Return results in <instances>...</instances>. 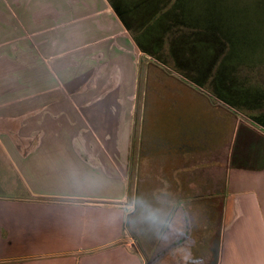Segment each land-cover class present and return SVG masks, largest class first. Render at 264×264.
I'll return each instance as SVG.
<instances>
[{"label":"crops","instance_id":"1","mask_svg":"<svg viewBox=\"0 0 264 264\" xmlns=\"http://www.w3.org/2000/svg\"><path fill=\"white\" fill-rule=\"evenodd\" d=\"M111 10L107 0H0V62L6 57L35 65L43 55L55 58L61 37L72 30L82 32L78 23L82 17L100 14L94 22L102 27L101 15ZM13 72L10 76L25 75L32 86L0 87V95L7 91L36 96L18 103L0 102V121L22 122L12 133L19 144L4 129L7 122H0V137L11 149L4 158L27 196L15 205L0 201V264H150L155 239L162 248L173 250L159 254L160 260L153 264H198L197 239H205L208 233L191 237L187 203L177 196L161 199L157 213L147 204L145 211L150 214L145 213L142 232L135 233L127 224L132 211L125 201L128 186L123 179L130 169L131 137L121 147L118 132L119 121L129 117L130 102L121 103L118 88L103 92L81 87L77 94L83 96L55 102L56 95L73 93L42 86L50 78L39 70ZM222 148L223 155L212 157L210 166L223 168L228 152ZM144 159H151L154 168L160 166L167 189H174L175 195L183 186L180 175L193 170L178 169L187 161L183 155L174 164L167 155ZM168 172L175 176L172 180ZM254 173L252 180L232 178L229 169L225 175L218 264H264V168ZM215 179L209 177L207 183ZM159 186L163 189L162 183ZM144 189L157 190L149 182ZM136 234L142 235L143 252L134 248Z\"/></svg>","mask_w":264,"mask_h":264},{"label":"rangeland","instance_id":"2","mask_svg":"<svg viewBox=\"0 0 264 264\" xmlns=\"http://www.w3.org/2000/svg\"><path fill=\"white\" fill-rule=\"evenodd\" d=\"M237 2L238 7L240 9L244 8L249 17H251V15L256 16V26L259 30L258 46L263 53L260 56H254L252 58L240 56L239 62H236L235 59L231 57L230 50L225 62H221L224 57L221 56L223 52L218 54L217 57H221L218 61H215V54L211 52L209 55V51L203 45V41L209 40L210 38L213 39L215 35L214 31H212L211 34H200L198 37L200 41L193 45L192 53L188 55L190 68L197 70L194 72L191 70L186 71L191 77L194 76L193 73L199 78L205 77V81H202L199 86L187 81L184 78L185 74L174 68L170 60L169 64L171 65L167 67L168 70L163 69L161 71L162 74L160 71L150 70V68L148 71H145L144 61L140 60V53L135 43L125 31L121 22L115 18L116 16L114 17L111 10L109 13L105 11L103 15H101L103 16L102 27L94 22L97 19L96 17H100V14H89L88 17H82V20H80L81 22H78L82 26L81 33L77 34L75 30H72L66 34L65 38L63 37L62 39L61 37L60 41L57 39L59 43H57L55 48L57 51L55 58L48 60V58L43 55L41 62L34 65L29 62L15 63L4 57L0 62V75H5V77L0 78V87H31V83L26 81L28 79L25 80V75L12 77L10 74H14L13 71L17 70L26 71L36 69L40 71L38 72L41 73L40 75L50 78L46 84H40V86H54L57 89L68 88L71 90L70 92L73 93H65V95L57 93L58 95H56L55 102H70L73 98L75 99L83 96L77 94L81 91V87L101 88L100 90L103 92L117 90L118 88L121 103L123 100L127 99L128 102H130V107H128L129 111H127V113H129L127 121L125 122L122 119L119 121V142L121 147L125 146L126 140L129 141L130 137H132L133 156L137 154L138 151H136V149L140 142L139 133L142 126V118L140 116H142V103L145 99L143 92H147L145 87L149 86V84H152L151 88L165 86V88L168 89H165L164 92L173 93L172 95L175 96V98L177 97L178 100L173 102L172 106H175V109L170 111L165 110L169 107L168 103L156 106L155 113L160 112V122H174L175 130L181 129L182 131H186L185 127H187V124L191 121L195 124V128L193 129L197 130L199 134L208 135H211L212 132L217 135L218 132L214 131V129L218 127L221 132L220 138L222 137L223 147L228 152L227 161L223 166L221 185L225 182V175L228 169L232 178L234 176H243L247 180H252L255 175V170L264 168V103L260 105L262 109L255 107L246 110L240 106H235V108L228 107L229 109L226 110L223 107V103L219 101L221 103L220 105L219 102H216L217 100L214 92V89L218 88L216 82L220 78V75L224 76L225 74L231 77L230 82L234 87L231 90L236 91L239 102L243 101L242 96L244 94V89L238 86V82L233 81L232 76H234V79H236V77L238 78L239 82L242 83L241 86L250 88L246 95L249 99H252V102H255L254 99L259 91L264 92V0H237ZM91 18H93V20ZM74 22L77 21H73V23ZM60 34H57V38H60ZM243 47H251V44ZM224 53H226V49ZM260 53L261 52H259V54ZM240 62L245 63V65H241L242 63L240 64ZM251 62H254V64L249 66ZM16 93L12 95L10 92H4L0 95V102L18 103L36 96L31 92L28 94ZM149 95H151V93ZM173 119L174 121H172ZM0 122L8 123L4 126V129L11 132L10 138L12 137L14 143L19 144L16 136H12V133H17V126L21 121L2 120ZM166 124L167 122L160 127L162 132ZM208 138L211 139V137ZM212 140V145L214 147L216 146L219 151L218 154L213 157L215 160L223 155V148L222 143L219 144L221 147L219 148V146L216 145L217 142L214 139ZM9 150L11 149L5 145L3 139L0 137V201L15 205L20 201V198L27 196L20 188L15 170L10 162L4 158L5 152ZM211 160L214 161L212 158ZM132 161H134V156L132 157ZM138 161L137 170L133 169V163H131L130 169L125 172L123 179L128 186L125 201L127 206H129V210L132 211L130 218L136 217V201L138 204L141 201L143 189L147 182L154 183L157 189L150 194L152 197V210L156 213L160 208L158 202L161 199L172 197L176 193L174 189H167L166 185H169V183L166 184L160 166L154 168L151 159H148V161L140 159ZM166 175L170 180L175 177L174 175H170L169 172L166 173ZM160 183L163 184V189H160ZM246 183H248V181H246ZM172 187L174 188V185H172ZM223 189L222 185V190ZM137 190V195L139 197L136 196ZM223 200L224 198L222 201ZM147 202L148 200L146 203ZM145 213L146 216L150 214V212L143 210L144 216ZM136 218L141 222V225H143L144 219L142 216L138 215ZM128 220L127 223L130 225ZM131 227L136 233L138 230L141 231L143 226H138L140 227L139 229L133 224ZM136 235L140 239L135 242L134 248L137 252H143L144 244L142 235ZM173 237L174 236L165 238V240L169 242ZM199 241L201 246L204 240L203 238H199ZM171 250H173L172 246L162 248L155 239L154 252H151L148 256V263H158L160 257L169 254ZM159 254L161 256H159ZM200 256L202 257V254H200ZM206 260L208 262V259L204 256V259H200L198 264H206Z\"/></svg>","mask_w":264,"mask_h":264},{"label":"trees","instance_id":"3","mask_svg":"<svg viewBox=\"0 0 264 264\" xmlns=\"http://www.w3.org/2000/svg\"><path fill=\"white\" fill-rule=\"evenodd\" d=\"M107 1L135 43L140 53V60L144 61L145 71L150 68V70L160 71L162 74L161 71L163 69L168 70L167 67L171 65L169 64L170 60L174 68L185 74L184 78L187 81L196 86L201 85L202 81H205V77L199 78L194 73V76L191 77L186 73L188 70L192 72L197 70L190 68L188 55L192 53L193 45L200 41L198 39L199 35L211 34L212 31L215 33L213 39L208 38L209 40L203 41V45L209 51V55L211 52L215 54V61L224 56L221 62H225L230 50L231 57L236 62H239L240 56L252 58L263 53L258 46L259 30L256 26L257 18L255 15L249 17L244 8L240 9L237 0ZM250 44L251 47H243ZM225 49L226 53H224ZM220 52H223L222 55L217 57ZM259 52L261 53L259 54ZM240 64L245 65L243 62H240ZM252 64L254 62L249 63V66ZM232 78L234 82H238L239 87L244 89L243 101H238L239 98H237L236 91L231 90L234 88L230 82L231 77L225 74L224 76L220 75L216 82L218 86V88L214 89L216 102L220 101L223 103L224 106H222L226 110L235 108V106H240L246 110L255 107L261 108L260 105L264 103V92L259 91L254 99L255 102H252V99H249L246 95L250 88L241 86L242 83L239 82L237 77L234 79V76H232ZM151 87L152 84H149V86L145 87L147 92H143L145 99L142 103V116H140L142 118V126L139 133L140 142L136 149L138 152L133 155L134 161H132L133 138L131 137L128 149L129 155L127 157L128 163L129 165L133 163V166H136L137 162H139L138 160L151 156L160 160V156L167 155L169 161L173 164L177 158H181V155L187 158V161L182 165L183 168L178 169L193 170L190 173L180 175L183 186L178 194H174V196L187 203L185 210L191 221V237L197 232L202 233L205 231L208 233L207 237L203 239L204 242L200 246V251L202 254L201 258L205 256L209 260L213 233L214 235L217 233L220 229V223H222L223 190L220 182L223 177V168L209 165L211 158L219 152L217 147L212 145V139L217 142V146L222 143L223 147L222 137L220 138L221 132L217 127L214 129V131L218 132L217 135L214 132L211 135L199 134L197 130L193 129L195 124L191 121L185 127L186 131L175 130L174 122H160V112L155 113L156 106L168 103L169 107L165 110L170 111L175 109L172 104L178 98L176 97V99L172 95L173 93L164 92L165 86ZM150 93L151 95H149ZM165 122L167 124L164 125L166 127H164L162 132L160 127ZM207 136L211 137V139ZM219 148L221 147L219 146ZM219 169L221 171L219 175L221 180L217 179L211 185L208 184L207 179L209 177L211 179L215 170ZM218 191L219 193L221 192V195H218ZM153 192L154 189H143L141 201L139 202V198V204L136 201V217L141 215L144 219L143 210H145L147 204L152 207L150 194ZM137 194L138 190L136 196H138ZM147 200L150 203H146ZM230 206L231 203L229 202L228 210L232 212V206ZM136 217H129L127 220L129 219L128 222L131 225L134 224L136 228L143 226ZM140 227L138 228L140 229ZM132 236L135 237L133 234ZM137 241H139L138 237ZM198 243L200 241L197 239Z\"/></svg>","mask_w":264,"mask_h":264},{"label":"water","instance_id":"4","mask_svg":"<svg viewBox=\"0 0 264 264\" xmlns=\"http://www.w3.org/2000/svg\"><path fill=\"white\" fill-rule=\"evenodd\" d=\"M220 240H221V228L217 231L211 243L210 253H211L212 259H211L210 264H218L219 251H220Z\"/></svg>","mask_w":264,"mask_h":264},{"label":"flooded vegetation","instance_id":"5","mask_svg":"<svg viewBox=\"0 0 264 264\" xmlns=\"http://www.w3.org/2000/svg\"><path fill=\"white\" fill-rule=\"evenodd\" d=\"M217 176V177H216ZM213 178H216V179H220L221 177L219 176V172H215V173H213L212 174V179ZM216 179H215V182H216ZM214 182V181H213ZM219 182V181H218ZM212 184V182H210V185ZM221 185V184H220ZM222 186V185H221ZM218 193V195L220 194L221 195V192L219 193V191L217 192ZM220 197V196H219ZM210 255H211V253H210ZM200 259H202L201 257L199 258V260ZM211 259H212V256H210V259L208 260V262L206 263V264H210V262H211Z\"/></svg>","mask_w":264,"mask_h":264}]
</instances>
